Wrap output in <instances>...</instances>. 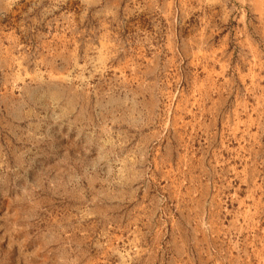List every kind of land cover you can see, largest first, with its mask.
Wrapping results in <instances>:
<instances>
[{"label":"rangeland","instance_id":"1","mask_svg":"<svg viewBox=\"0 0 264 264\" xmlns=\"http://www.w3.org/2000/svg\"><path fill=\"white\" fill-rule=\"evenodd\" d=\"M0 264H264V0H0Z\"/></svg>","mask_w":264,"mask_h":264}]
</instances>
